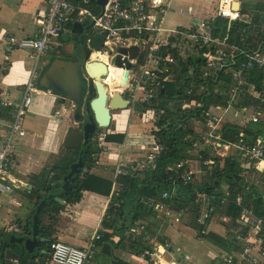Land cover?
<instances>
[{"label": "trees", "instance_id": "trees-1", "mask_svg": "<svg viewBox=\"0 0 264 264\" xmlns=\"http://www.w3.org/2000/svg\"><path fill=\"white\" fill-rule=\"evenodd\" d=\"M182 5L183 0H176L171 15L178 17ZM89 7L96 15L101 13L102 8L98 0H90ZM240 13L241 17L233 21L230 28H228V19L221 17L218 11L213 18L205 22L219 42L227 38L223 44L198 45L195 47L197 54L191 56L182 54L171 46L165 49V52L172 53L177 58L179 66L163 62L151 87L154 98L148 111L151 116L156 117L158 130H152L151 136L154 137V141L152 144L146 145L145 149L150 146H154L156 150H159L160 147L163 148L155 169L120 176L117 179L100 176L95 170L100 161L104 141L99 142L89 138L79 149L63 145L59 154L52 157L54 161H50L44 166L38 175H25L13 171L17 178L19 177L27 183L24 188V197L33 204L32 217L29 218V225L25 226L27 237H32L33 216L44 198L55 194L65 202V204H60L55 199L50 200L40 215V235L43 241L38 248V256L45 251V255L39 256L41 264L51 261V244L59 241L57 227L60 216L68 205L80 203L88 192L110 198L101 222V239L98 241V245L114 243L119 249L129 253L134 260L133 264H137L138 262L135 261H138L140 255L149 249L147 238L156 234L150 224V217L160 213L161 204L166 205L167 209H176L182 213L187 207L197 212L198 207L192 199V194L196 192L225 194L226 191L234 192L236 190L234 183L238 184L243 181V164L233 156L226 157L216 164V160H214V176L208 178L204 174L205 167L195 156L194 146L200 137L195 126L204 125L211 120L215 116L212 113L213 108L228 109L232 105L230 97L233 86L232 72L239 66L241 58H243L242 52L245 54L254 53L264 45V0H241ZM72 39H74L73 36ZM102 39H98V44ZM219 51L228 54L232 65L219 74L211 73L205 76L204 70L209 55ZM249 79L253 86L244 96L243 106L254 109L261 116L264 113V70L259 68L251 70ZM70 103L72 102L69 100L58 99L56 107L62 108L69 106ZM75 106L77 110L75 118L80 122L82 129L88 119L85 101ZM0 118L1 123H10L11 125L16 118L13 106L1 105ZM101 130L107 132L106 141L123 140L125 137L123 134L107 131L104 126H99L96 131ZM244 135H251L253 142L264 138L263 116L257 123L249 121L241 125L238 122H227L223 126L222 136L226 142H234ZM136 154L141 155L139 148L134 145L132 155ZM81 155L85 158L83 171L71 182V190L64 193L61 190L64 177L71 170V166L78 162ZM205 155L207 154L205 153ZM191 158L196 160L197 174L188 179L187 193H182L181 190L176 191L168 181V177L174 173L173 163ZM186 169L187 167H183L180 174L176 175L178 183L182 182L181 177ZM257 191L258 189H255L246 198L254 205L255 215L264 217V192ZM164 192H169L171 197L164 199L162 196ZM174 200L175 202H173ZM198 215L191 218L188 224L196 229L199 237L224 249L225 257L232 255V248L236 246L233 240L236 232L248 230L240 220L241 207L235 201H229L225 206H219L216 209L214 217L221 215L223 222L221 229L224 230L226 236L209 230V224L214 219L213 217L200 223ZM47 219L50 220L49 224L45 222ZM142 226L145 228L142 229ZM7 236L0 234V264H2L1 254ZM116 237H119L117 243L114 240ZM115 258L117 264H131L119 257ZM222 261L223 259L215 261V264H221ZM5 264L35 263H29L26 259H22L19 261L6 260Z\"/></svg>", "mask_w": 264, "mask_h": 264}, {"label": "built area", "instance_id": "built-area-1", "mask_svg": "<svg viewBox=\"0 0 264 264\" xmlns=\"http://www.w3.org/2000/svg\"><path fill=\"white\" fill-rule=\"evenodd\" d=\"M171 2L172 0H109L104 11L101 10V13L96 15L89 7L90 0H48L47 12L39 20L35 36L10 37L8 39L7 43L11 48L16 46L36 58V65L22 104L13 106L16 118L12 123L9 136L0 149V195H9L13 192L10 181L13 180L11 166L15 151L14 139L16 135H26L22 123L30 118L29 108L32 104V96L40 90L36 83L37 74L42 71L52 57L63 56L60 51L63 46V37L67 32H72L71 26H74L76 22L82 23L84 33L89 37L90 57L87 66L98 62L107 67H115L114 59L120 47L132 45L141 47L140 57L138 61L134 62V67L129 73L123 91L120 92L122 99L129 104V107L132 106V112L149 110L154 98L151 87L163 62L179 66L177 58L172 53L165 52L166 48L171 46L182 54L191 56L195 54V47L198 45L206 46L226 42L227 38L219 42L214 37L212 29L205 22L189 28L168 27L166 18ZM236 2L240 3L241 7V0H220L219 3L218 14L228 19V28L233 21L241 17L240 9H234ZM100 34L103 39L98 44ZM92 38L97 39L94 41V45H92ZM242 55L243 58H241L239 66L232 72L233 86L230 91L232 105L230 107H234L236 119L242 120L238 123L244 125L249 121L256 123L260 121V114H257L254 109L243 106V98L253 86L249 79L250 71L255 68L264 70V49L248 54L242 52ZM231 65L228 54L219 51L209 55L204 75L219 74ZM122 71L125 72L123 69ZM87 73L88 76L94 78L97 91L100 86H105L106 81L95 77L88 68ZM101 96L108 97V94L105 92ZM3 104L8 103L0 94V106ZM223 126L220 125L216 116H213L206 124L196 126V132L200 137L195 143L199 149L195 156L205 167V176L213 177L215 164L220 163L226 157L233 156L243 165H252L261 177L262 186H257L253 181H248L243 177L242 182L234 183L235 193L229 191H226L225 194L196 192L192 194V199L198 207L197 212L200 215L199 221L201 223L210 220L212 217L215 219L216 209L219 206H225L229 201H235L241 207L240 220L248 230L236 232L233 238L236 246L232 248V255H227L221 264H264V217L255 215L254 205L246 198L255 189H258L257 192H264V138H259L253 142L251 135H244L234 142H226L222 136ZM156 129L158 130V128ZM93 139L99 142L104 141L102 153L111 149L118 152L119 159L114 171L115 179L120 176L155 169L163 150L162 147L156 150L154 146H150L147 155H132L133 146L128 144L127 139L113 144L112 141H106L107 132L104 130L94 132ZM225 146H233L235 153L225 157L220 155L219 150ZM214 160L216 162L213 165ZM191 164L196 165L195 158L173 163L174 173L168 177V181L174 190H181L182 193L188 192V190L186 191L188 179L197 174L196 166ZM183 167H187V169L184 170L181 177L182 182L178 183L176 175L180 174ZM162 196L164 199L171 197L169 192H164ZM159 210L160 213L154 214L150 221L153 228H159V236L157 235L159 240L150 243L154 236L147 239L149 249L140 255V261L137 264H150L149 262H152L155 257H160L161 262L164 253L174 252L175 246L172 240L168 239L165 230L160 227L159 223L172 224L184 214H190L193 211L187 207L182 213L176 209H167L166 205L163 204L160 205ZM160 232H164L165 236H161ZM1 233L8 236L14 234L26 237V229L15 221L2 226L0 228ZM100 239L101 234L100 229H98L93 239L84 246H75L60 240L54 242L50 247L51 262L53 264H88L89 259L94 256Z\"/></svg>", "mask_w": 264, "mask_h": 264}, {"label": "crops", "instance_id": "crops-1", "mask_svg": "<svg viewBox=\"0 0 264 264\" xmlns=\"http://www.w3.org/2000/svg\"><path fill=\"white\" fill-rule=\"evenodd\" d=\"M183 1L182 11L179 17H174L172 15H170V17L168 16L169 18L166 21L168 27L189 28L199 25L208 21L209 18H213L219 9V2L215 11V9L212 10V8L208 6L206 0ZM189 1L200 8L192 9L190 15H187L190 19L196 20L198 23L191 26H184L181 24V21L186 18L183 8L184 4H187ZM47 9L48 0H0V93L7 101L8 105L16 106L17 104H22L27 93L28 85L33 78L36 58L18 49L16 46L11 48L7 41L10 37L26 38L35 36L38 30L39 20L46 14ZM196 12H200V14L198 15ZM174 18L177 19L178 22L175 21ZM71 35L73 36L72 32H67L63 37V46L60 48L63 56H66L65 48L71 42L74 43L75 51H77L75 39H72ZM261 49H264V45L260 50ZM75 53L77 54V52L70 51L69 55L74 57ZM58 99L61 98L54 93L42 90H39L32 96V104L29 108V114L32 120H25L22 123L26 135H16L14 139L15 151L12 156L11 166L13 180L10 181L13 186V192L9 195H0V228L11 221L19 222V224L21 223L25 228V226L29 225V218L31 219L32 217L33 204L29 203L24 197V188L27 183L21 178H17L13 171L25 175H38L44 166L50 161H54L52 157L59 154L68 128L71 126L70 121L74 120L78 127H80V122L75 118V112H77L76 106L70 103L69 106L57 108L56 103ZM215 109L222 110L220 107ZM54 110H56L55 113ZM223 110L225 112L232 110L236 117L234 107ZM137 114L141 117V124L143 126L144 124H148L147 122H151L147 120V116L151 115L146 113V111L139 110ZM214 115L219 121L222 120L221 118L223 116L219 114ZM261 116L264 118V113L261 114ZM122 118L118 114L114 115L111 113L110 125H112L113 119H115L116 122L113 129L109 131L123 134L125 136L123 140L127 139L128 144L133 147L136 145L142 156L147 155L149 153V148L145 149V146L152 144L154 137H152L150 142L133 143L132 140L135 135L130 133L131 124L128 123L127 125L128 133H124L126 120L124 126L120 127ZM132 122L133 117L131 116L130 123ZM11 126L12 124L10 125V123H1L0 118V149L3 147L5 139L9 136ZM119 141L122 140L114 139L112 143L116 144ZM118 156V152L114 149L102 153L95 172L105 178H114L115 167L119 159ZM191 165L194 166L195 164ZM109 202V197L88 192L80 203L68 205L67 209L60 216L57 227L59 231L58 240L75 246H84L87 242L91 241L96 231L101 228V222ZM20 208L21 210L24 208V210H22V212H24V219L20 217ZM221 218V215L217 216L213 220V223L221 227L223 225ZM175 222L176 221L172 223V229H174L176 225H179L181 221ZM180 233L181 230H177L176 237L178 239ZM217 233L226 236L224 230H222V233ZM169 236L179 246L170 231ZM114 240L117 243L119 237H116ZM105 245H97L95 253L93 254L94 256L89 259L88 264H117L115 257H119L131 264L134 263L129 253L119 249L114 244L106 243ZM215 247L217 248L219 256H223L222 259H224L226 251L216 245ZM38 248L36 249V253ZM12 249L15 251L21 250L18 245H15ZM39 255H45V251ZM100 255H102V257H99ZM177 257L179 259L175 260L172 254H168L163 256L164 262L161 261L158 264L179 263L181 258L178 255ZM185 261L187 264H190L188 258ZM46 264L53 263L49 261Z\"/></svg>", "mask_w": 264, "mask_h": 264}, {"label": "water", "instance_id": "water-1", "mask_svg": "<svg viewBox=\"0 0 264 264\" xmlns=\"http://www.w3.org/2000/svg\"><path fill=\"white\" fill-rule=\"evenodd\" d=\"M108 1L109 0H98L103 11ZM234 9L239 10L240 3L236 2L234 4ZM72 33L75 39L78 57H52L38 75L36 83L38 89L54 93L59 98L69 100L75 105H80L85 101L88 119L85 121L82 129L75 123L71 125L63 141L64 146L72 149H79L82 148L83 144L89 138H93V134L99 126H109L112 111L128 108L129 104L123 100L120 95L112 98L110 105L107 103L108 97L106 96H102L99 100H96L99 96H97L96 93L94 78L89 76L88 86L83 79L84 74L88 76L87 68L90 70V65L92 64L87 66V61L90 57V48L88 45L89 37L84 33L81 22H76L74 24ZM140 54L141 47L139 45L120 47L118 49V53L114 59V66L125 70L119 92L123 91L129 73L134 67V62L138 61ZM93 64L102 63L95 62ZM84 166L85 158L81 155L78 162L71 166V170L64 177L61 186V190L64 193H68L71 190V182L82 173ZM52 199H55L60 204H65L64 200L57 197L55 194H50L48 197L44 198L39 203L35 215L33 216L32 237L29 238L11 234L5 239L3 252L1 254L2 264H5L6 260L19 261L22 259H26L29 263H41V259L39 258L40 255L38 256L36 253V249L43 241L40 235V215L44 207ZM15 245H18L21 250H13L12 248Z\"/></svg>", "mask_w": 264, "mask_h": 264}, {"label": "rangeland", "instance_id": "rangeland-1", "mask_svg": "<svg viewBox=\"0 0 264 264\" xmlns=\"http://www.w3.org/2000/svg\"><path fill=\"white\" fill-rule=\"evenodd\" d=\"M206 2L208 4V6L210 8H212V10L215 9V11H216L219 0H206ZM174 3H175V0H173L171 2V6L169 9L167 18H166L167 20L171 15ZM183 3H184V1H183ZM182 7H183V5H182ZM194 8L200 9L197 7V5H193L191 3V1H189L187 4H184L183 12H185L186 18L181 21V24H183L184 26H191L193 24L198 23L196 20H192L187 16V15H190L192 9H194ZM181 11H182V8H181ZM181 11H180V13H181ZM195 11H197V10H195ZM197 14L199 15L200 12ZM175 21L178 22L177 19H175ZM99 39H102L101 34L99 35ZM91 41H92V45H94V39L93 38L91 39ZM70 51L77 52V51H75L74 43H72V42L69 43L65 48V52H66L65 57H71V58L78 57V53L77 54L75 53L74 57L70 56L69 55ZM194 53L197 54V50H195ZM40 72H38L37 76L40 74ZM83 79L87 85L89 76L83 75ZM103 83L104 82H102V84ZM105 92H107V84H105L104 87L100 86L98 88L97 96H99V97L96 100H99L102 97L101 95H103ZM212 112H213V114H219V115L223 116L221 118L222 120L219 121L220 125H225L227 122H235L236 123V122L242 121L240 118L236 119L232 110L225 112L223 109L217 110V109L213 108ZM112 113L114 115L118 114L119 116H121V118L122 117L126 118V119L122 118V122L120 124V127H123L125 120H126V127L124 129V131H125L124 133H128L127 132V125H128V123L131 124L130 133L132 135H135L133 140H132L133 143H141V142L144 143L145 141L150 142L152 140V137H153V136H151L152 130L156 129L155 126L157 123V119L155 116H147V120H150L151 122H147L148 124H144V126H143L141 124V117L138 116L136 111L132 112V106L125 108V109L112 111ZM148 113H149V111H148ZM131 116L133 117L132 123H130V117ZM30 120H32L31 116L27 121H30ZM115 122H116V120L113 119L112 125L107 126L106 130L109 131V130L113 129ZM70 123H71L70 125H74V123L76 124V122H74V120H71ZM194 148H195L194 152L197 154L199 152V149L197 146H194ZM233 153H235V148L233 146H225L224 148H221L219 150V154L224 156V157L225 156H231ZM242 176L248 181H253L257 186H262L261 177H260L259 173L252 167V165H243L242 166ZM22 210H24V208H22ZM22 210L20 208V214H21L20 217H22V219H24V217H23L24 212H22ZM197 214H199V213L194 212V211H192L190 214H184L182 217H180L178 219V221L175 222V223H177V222L181 221L179 223V225L175 226L174 229L171 228L172 224H161V223H159L160 227L163 228V230H165V233H166L168 239L172 240L169 236V231H170L171 234L173 235V237L175 238V241L179 244V246H178L172 240V242L175 246V251L174 252H167V253H164V255H163V256H166L168 254H170V255L172 254L174 256L175 260L179 259L177 257V255L180 256V258H181L179 260L180 262L176 263V264H187L185 261L187 258H188L190 264H212V263L215 264V261H218V260L223 258V256H219L217 248L215 247V245L211 241H208V240H205V239H202L201 237H199L196 229L192 225L190 226L188 224V222H190L191 218H194L195 216L197 217ZM153 217L154 216H151L150 219H152ZM199 218H200V215H198V221H199ZM49 222H50V220L47 219L46 224H49ZM143 227L144 226H142L141 228L144 229ZM154 229L156 231V234L153 235L154 237L152 238V241L150 243H155L159 240V238H158L159 228L156 227ZM177 230H181V233L179 234V239L176 237L177 236ZM209 230L210 231L214 230L216 232L222 233L221 227L218 226L216 223H213V221H211L209 224ZM163 233L164 232H160V235L165 236ZM112 244H114V243H112ZM99 257H102V255H100ZM138 261H140V258L138 259ZM138 261H136V262H138ZM149 263L150 264L160 263V257H155L153 259V261L152 262L150 261Z\"/></svg>", "mask_w": 264, "mask_h": 264}, {"label": "bare ground", "instance_id": "bare-ground-1", "mask_svg": "<svg viewBox=\"0 0 264 264\" xmlns=\"http://www.w3.org/2000/svg\"><path fill=\"white\" fill-rule=\"evenodd\" d=\"M96 56H98V54H96ZM90 70L95 77L106 81L108 94L107 103L108 105H110L112 98L116 95L121 94L119 91L121 87L122 78L124 77V72L121 68H116L113 66L107 67L102 64L93 63L90 65ZM118 80H120V82H118Z\"/></svg>", "mask_w": 264, "mask_h": 264}, {"label": "flooded vegetation", "instance_id": "flooded-vegetation-1", "mask_svg": "<svg viewBox=\"0 0 264 264\" xmlns=\"http://www.w3.org/2000/svg\"><path fill=\"white\" fill-rule=\"evenodd\" d=\"M96 93H97V90H96ZM85 99H86V97H85ZM80 129H81V127H80Z\"/></svg>", "mask_w": 264, "mask_h": 264}]
</instances>
